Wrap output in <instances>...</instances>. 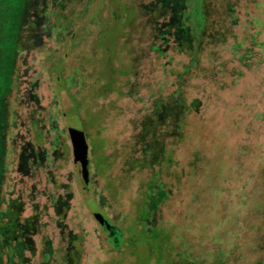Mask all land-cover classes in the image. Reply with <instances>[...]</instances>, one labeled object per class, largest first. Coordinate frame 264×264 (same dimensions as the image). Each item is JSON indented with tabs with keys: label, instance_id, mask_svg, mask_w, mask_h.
<instances>
[{
	"label": "rangeland",
	"instance_id": "rangeland-1",
	"mask_svg": "<svg viewBox=\"0 0 264 264\" xmlns=\"http://www.w3.org/2000/svg\"><path fill=\"white\" fill-rule=\"evenodd\" d=\"M178 1L193 32L183 45L166 0H0V220L14 202L22 223L37 217L28 264H65L71 255L111 264L117 254L90 200L120 229L116 244L130 246L125 264H224L241 251L247 220L248 264L264 261L254 244L264 203V0ZM171 99L200 100L188 129L205 133L207 119L219 139H181L176 117L174 127L157 123L156 106ZM77 118L89 187L75 156ZM145 123L154 129L145 132ZM170 171L186 176L173 180ZM206 204L219 221L206 255L164 259L149 235L156 224L196 231ZM71 236H81L76 247Z\"/></svg>",
	"mask_w": 264,
	"mask_h": 264
},
{
	"label": "trees",
	"instance_id": "trees-1",
	"mask_svg": "<svg viewBox=\"0 0 264 264\" xmlns=\"http://www.w3.org/2000/svg\"><path fill=\"white\" fill-rule=\"evenodd\" d=\"M169 6L172 9L171 10L172 22L174 23L175 20L179 21V23L180 21L182 22L181 25L175 26L176 27L175 34L178 38V43H180V45H183L184 43H187L189 41V36L191 35V33H193L191 31V28L187 26V24L185 23L187 19L189 18V16L185 12L186 10H183L184 14L180 19V16L178 14L181 12V9H179L178 7L182 8L183 6H182V3H180V1L178 0H166V7H169ZM233 11H234L233 9L227 10L228 13L233 12ZM205 23H206V20L204 18H202V20L200 19V21H198L197 23L196 29L200 31L203 30ZM232 23L233 25H237V20L232 21ZM192 38L194 39V34H192ZM262 49H264V46L262 47ZM108 85H107V88L109 87ZM223 91H225V88H223V90L222 89L219 90V92H223ZM172 101H173L172 99L168 103L163 101L158 106H156L154 115L156 119H158L157 123L160 124L161 122H165L168 118L169 121L172 122L171 124H173V127H174V123L176 121L174 122L172 120H174V117H176L175 119H178V121L174 129L178 132V135L181 137V139L189 134L193 135L194 138L197 140V142H199L200 140L201 141L210 140L212 142L213 138H216V137L217 139H219V133L217 132V130L210 128L209 125H211V123H210V120L208 121L207 119L203 121V123L205 124V129H206L205 133H196V131L192 132L191 130L188 129L190 126L189 125L190 117L193 116L194 114L196 116H201V112H202L201 110L203 108V103L200 100L195 99L191 103L190 106H188L183 100H179L177 103H174ZM190 111L192 112L190 113ZM203 123H202V132L204 128ZM143 129L145 132H148L150 130H153L154 126H152V123L151 124L145 123L143 124ZM158 129H161V126H158ZM184 142L189 143V141H184ZM184 142H182V145L183 144L185 145ZM186 147H190V144H187ZM212 150H214V148ZM180 173L181 175L183 174L184 176H186V174L183 171L174 172V173L173 171H170L168 172V175L173 180L179 178V181H181L184 178L180 176ZM170 189H171L170 195H173L172 194L173 190L177 188L171 185ZM205 198H207V195H205V197L202 198L203 202ZM263 200H264V195H263ZM173 202H175V200L172 198L171 203L173 204ZM202 205H200L198 209V216L195 218L193 217L195 219L194 224L197 227L196 231H194V229L192 231V230H185L183 228H180L179 227L180 221L176 222L173 225H164L162 223L156 224L153 232L150 233L149 235L156 236L155 241L159 243L161 250L164 251L163 252L164 259L166 257L165 254L167 253L171 254V252L178 253L177 255L178 257L183 256L186 252L195 255L198 253L196 252L197 249L200 250L199 252L200 254L206 255V251H204L203 246L205 245L206 242L213 243L212 239L216 235V233L212 227H215L213 223L214 222L213 218H216V216H214L213 215L214 213L212 212V210H215V209H213L212 207L210 209V207H208V204H206L205 206H202ZM22 212L23 210L21 206L17 205V203L14 202L12 203V205L9 206L7 213L3 216L2 220H0V264H28L30 259L26 256V252L32 253L33 255H35L36 253L35 248L33 247L30 241L31 238L29 237V235L36 233V230L38 227L37 217L36 216L31 217L27 219L25 223H22L21 221ZM250 213H251V210L250 212H248V214ZM58 215H61V212L59 209H58ZM182 216H183V212H182ZM186 216L187 215L185 214L184 220L186 219ZM256 217H258V220L261 219L263 221V224H262L263 229L262 227H260L261 232L259 231V234H258L259 236L257 238V241L254 242V244L256 247L262 248L264 247V239H263V236H264V231H263L264 230V203H261L260 208L258 205H256ZM190 218H192L191 214H190ZM178 219H180V216H178ZM216 222L218 226L219 221H216ZM248 224H249V221L247 220V225ZM247 225L245 224V227H244V228H247V233H245V238H244L245 240H243L244 245L240 248L241 251L237 252V256L231 253L232 259L230 260L228 258L226 262H224V264H248L247 247L249 245H248L247 234L249 235V233H251V229ZM224 235L225 234L223 230L221 237H224ZM128 237L129 235L124 234L122 243H124V241H126ZM231 238H235V237H231ZM80 239H81V236H75V237L71 236V244H73L74 247H76L75 245H78ZM251 244H253L252 238H251ZM17 248L21 249L19 255L15 254L14 252V250H16ZM127 248L129 249L130 246H127L126 248L123 247L122 249L120 248L119 251L112 248V250H114V252L117 254V257L111 261V264H125V262L123 261V255L127 251ZM236 257H240V258L244 257V258L240 259V261H237V259H235ZM65 264H80V255H74L73 257L71 255V258L65 259ZM253 264H255V262ZM256 264H264V261L256 262Z\"/></svg>",
	"mask_w": 264,
	"mask_h": 264
},
{
	"label": "water",
	"instance_id": "water-1",
	"mask_svg": "<svg viewBox=\"0 0 264 264\" xmlns=\"http://www.w3.org/2000/svg\"><path fill=\"white\" fill-rule=\"evenodd\" d=\"M72 134L73 138L76 142V161H80L83 167V173L86 181V186L89 187V181H90V160H89V146L87 144V139L85 135V131L83 128L82 123L80 120L77 118L75 120V123L72 127ZM90 207L92 210V213L96 220L98 221L102 233L107 237V244L108 246L114 248L115 250L119 251L120 250V245L115 244L110 235V231L112 226L110 225L109 221L107 220L106 214L99 208V206L90 200ZM117 234L119 232V229L116 228Z\"/></svg>",
	"mask_w": 264,
	"mask_h": 264
},
{
	"label": "flooded vegetation",
	"instance_id": "flooded-vegetation-1",
	"mask_svg": "<svg viewBox=\"0 0 264 264\" xmlns=\"http://www.w3.org/2000/svg\"><path fill=\"white\" fill-rule=\"evenodd\" d=\"M107 220H108V218H107ZM109 221V220H108ZM109 223H110V225L112 226V228H111V233H110V235H111V239H112V241L116 244V242H115V235H117V231H116V227L109 221Z\"/></svg>",
	"mask_w": 264,
	"mask_h": 264
}]
</instances>
